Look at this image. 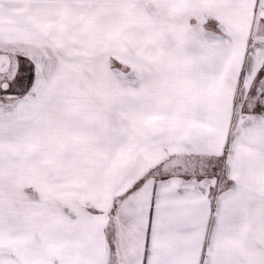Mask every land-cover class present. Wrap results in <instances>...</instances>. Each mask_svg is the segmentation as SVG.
I'll return each instance as SVG.
<instances>
[{"label": "snow or ice", "instance_id": "6c2138e0", "mask_svg": "<svg viewBox=\"0 0 264 264\" xmlns=\"http://www.w3.org/2000/svg\"><path fill=\"white\" fill-rule=\"evenodd\" d=\"M0 264H264V0H0Z\"/></svg>", "mask_w": 264, "mask_h": 264}]
</instances>
